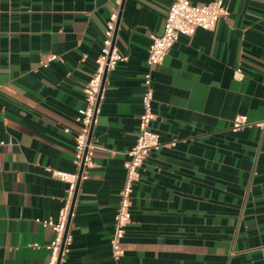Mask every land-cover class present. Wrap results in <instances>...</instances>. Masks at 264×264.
Listing matches in <instances>:
<instances>
[{
    "label": "crops",
    "instance_id": "obj_1",
    "mask_svg": "<svg viewBox=\"0 0 264 264\" xmlns=\"http://www.w3.org/2000/svg\"><path fill=\"white\" fill-rule=\"evenodd\" d=\"M173 1H124L115 43L128 61L107 81L95 167L78 191L66 264H113L151 37L163 34ZM112 6L0 0V264L50 261L56 234L43 223L58 221L68 194L53 171L75 172L76 117ZM226 6L214 31L181 37L153 71L151 126L164 146L135 184L120 264H264V127L232 131L238 116L264 121V0ZM51 55L58 60L41 67Z\"/></svg>",
    "mask_w": 264,
    "mask_h": 264
},
{
    "label": "built area",
    "instance_id": "obj_2",
    "mask_svg": "<svg viewBox=\"0 0 264 264\" xmlns=\"http://www.w3.org/2000/svg\"><path fill=\"white\" fill-rule=\"evenodd\" d=\"M125 0H113L112 11L105 29V38L101 54L96 59V70L84 88L86 106L79 110L76 123L80 130L75 138L74 173L53 171V176L68 184V194L65 205L60 211L58 221H45L46 227H51L56 234L49 246L51 258L48 264H66L70 253L72 236L68 232L70 220L73 216V203L83 181L89 178L90 170L95 167L94 157L98 145L93 140L92 130L98 122L101 105L105 98V91L109 75L113 73L119 63L128 61V57L121 54L115 43L116 32ZM229 15L226 0H211L208 3L195 4L193 0H174L168 15L164 32L160 36L153 35L147 59L148 72L144 76L145 92L142 98L143 114L140 118L137 142L128 152L129 159L125 164V181L120 191L119 206L115 215V231L111 239L113 264H120L125 255L124 240L128 227L132 223V201L134 187L141 179V169L154 151H159L164 145L160 135L153 131L152 122L155 121L153 71L163 65L168 53L181 37H193L198 30L214 31L218 22ZM58 60V56L51 55L40 62V66L48 68ZM237 74L242 75L241 70ZM248 126L264 127V121L250 123L248 117L238 116L232 131L238 132ZM70 133V129H65ZM92 135V136H91ZM5 142H0V147ZM172 143L171 146H175ZM76 203V202H75ZM75 206V204H74ZM38 247V245H35Z\"/></svg>",
    "mask_w": 264,
    "mask_h": 264
},
{
    "label": "water",
    "instance_id": "obj_3",
    "mask_svg": "<svg viewBox=\"0 0 264 264\" xmlns=\"http://www.w3.org/2000/svg\"><path fill=\"white\" fill-rule=\"evenodd\" d=\"M93 131H94V128H93V130H92V133H93ZM92 136V135H91ZM75 202H76V197H75V199H74V203H73V210H74V204H75Z\"/></svg>",
    "mask_w": 264,
    "mask_h": 264
}]
</instances>
